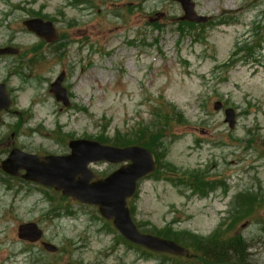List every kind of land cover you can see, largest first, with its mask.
Listing matches in <instances>:
<instances>
[{"label": "rangeland", "instance_id": "374dc122", "mask_svg": "<svg viewBox=\"0 0 264 264\" xmlns=\"http://www.w3.org/2000/svg\"><path fill=\"white\" fill-rule=\"evenodd\" d=\"M195 10L209 22L188 26L172 0H0V44L35 42L29 18L58 31L40 49V82L12 78L24 87L15 144L60 156L72 140L152 136L156 171L127 206L141 232L168 231L188 249L172 259L142 251L96 207L0 175L10 185L0 184V264H201L210 241L236 239L242 254L224 264H264V0H195ZM62 71L70 108L49 93ZM119 167L89 165L99 178ZM30 222L38 241L19 237Z\"/></svg>", "mask_w": 264, "mask_h": 264}, {"label": "water", "instance_id": "95a60500", "mask_svg": "<svg viewBox=\"0 0 264 264\" xmlns=\"http://www.w3.org/2000/svg\"><path fill=\"white\" fill-rule=\"evenodd\" d=\"M178 3L183 11V20L204 24L209 18L200 15L195 10V0H172ZM24 26L30 31L45 39L54 42L56 29L52 22L42 19H29ZM16 52L12 48L0 49V55ZM65 73H62L51 85L52 93L57 102L66 108L71 106L67 90L62 83ZM7 105V104H6ZM9 105V104H8ZM4 106V105H3ZM222 104H216V109H221ZM2 108V107H0ZM225 123L230 129L236 125L235 112L225 110ZM70 154L66 156H38L26 154L14 149L9 157L2 162V170L9 175H18L23 169L25 180L33 181L52 187L60 191L63 196L72 197L77 201L96 206L101 216L107 221H112L113 226L129 242L155 253H164L175 256H184L186 249L171 240L157 236L143 234L134 224L127 200L134 196L137 183L155 170L153 154L140 146L115 147L103 145L97 141L77 139L69 142ZM108 162L122 164L130 162L111 173L104 179L96 180L95 174L89 165L95 162ZM42 236L41 230L35 224L20 226L19 237L25 240L38 241ZM49 252H56L57 248L44 244Z\"/></svg>", "mask_w": 264, "mask_h": 264}, {"label": "flooded vegetation", "instance_id": "af4514ba", "mask_svg": "<svg viewBox=\"0 0 264 264\" xmlns=\"http://www.w3.org/2000/svg\"><path fill=\"white\" fill-rule=\"evenodd\" d=\"M24 29L37 42L27 44L25 48L18 46L19 44L15 45L13 42L0 44V49L12 48L16 50V52L11 54L0 55V107H2L0 108V175L4 179H15L20 182L24 180L21 175H24L25 171H19L18 176H12L3 172L1 168L2 162L9 157L15 148L26 152L22 147L15 144L16 139L23 135L21 124L25 116L20 111V107H18L17 95L23 92L24 87H13L12 78L19 77L23 83L27 85L30 83V86L31 82L39 83L41 80V65L44 59V51L40 49L45 44L52 45L55 43H47L43 38L30 32L27 28ZM51 50L55 51L57 48ZM5 59L13 60V65L9 70L3 66V60ZM29 154L41 156L39 152ZM0 184L6 189H10L9 182L6 180H1Z\"/></svg>", "mask_w": 264, "mask_h": 264}, {"label": "trees", "instance_id": "16d2710c", "mask_svg": "<svg viewBox=\"0 0 264 264\" xmlns=\"http://www.w3.org/2000/svg\"><path fill=\"white\" fill-rule=\"evenodd\" d=\"M186 24L190 27H193L194 24L187 23ZM145 136H137L132 137L129 139H126L125 141L119 140V139H111L107 141H101L103 144H111L114 146L124 147L129 145H137L142 146L150 150H155V144L151 143L152 136H148L144 134ZM159 141V137H157L156 142ZM254 198V197H252ZM166 236H159L165 239L173 240L177 243L181 244V241L179 240V237L175 234L168 233V231L164 232ZM159 235V234H158ZM210 245L207 246V253L204 255V257L201 259V264H224L230 260L238 259L240 257V254H242L241 251V245L244 243L241 239H236L229 242H223V243H217L210 241ZM185 248L187 246L183 245ZM214 248V249H213ZM144 251V249H141ZM211 251V252H210ZM210 252V253H209ZM150 253V252H149ZM153 254V253H152ZM232 258L230 259V256ZM165 257H169L172 259V256L169 255H163ZM206 258H211V260L207 261Z\"/></svg>", "mask_w": 264, "mask_h": 264}]
</instances>
